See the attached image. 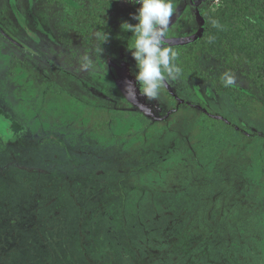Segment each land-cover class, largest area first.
Listing matches in <instances>:
<instances>
[{"label":"rangeland","instance_id":"rangeland-1","mask_svg":"<svg viewBox=\"0 0 264 264\" xmlns=\"http://www.w3.org/2000/svg\"><path fill=\"white\" fill-rule=\"evenodd\" d=\"M114 1L145 35L0 0V264H264L256 69L191 52L219 1Z\"/></svg>","mask_w":264,"mask_h":264},{"label":"trees","instance_id":"trees-1","mask_svg":"<svg viewBox=\"0 0 264 264\" xmlns=\"http://www.w3.org/2000/svg\"><path fill=\"white\" fill-rule=\"evenodd\" d=\"M110 1L114 4L106 3ZM218 1L216 10L203 13V37L191 52L208 48L210 52L222 53L223 57H238L256 69L250 75L252 84L264 95V0ZM101 4L111 6L121 18H128V27L119 26L125 35L140 37L147 33V28L138 24V14L132 8L121 9L114 0H101ZM0 142L4 143L2 139Z\"/></svg>","mask_w":264,"mask_h":264},{"label":"crops","instance_id":"crops-1","mask_svg":"<svg viewBox=\"0 0 264 264\" xmlns=\"http://www.w3.org/2000/svg\"><path fill=\"white\" fill-rule=\"evenodd\" d=\"M80 189V188H79ZM81 190V189H80ZM86 190H89V189H86ZM86 190H82V191H86Z\"/></svg>","mask_w":264,"mask_h":264}]
</instances>
